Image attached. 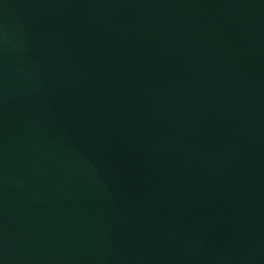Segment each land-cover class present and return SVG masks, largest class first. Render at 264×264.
<instances>
[{"label": "water", "instance_id": "1", "mask_svg": "<svg viewBox=\"0 0 264 264\" xmlns=\"http://www.w3.org/2000/svg\"><path fill=\"white\" fill-rule=\"evenodd\" d=\"M0 264H264V0H0Z\"/></svg>", "mask_w": 264, "mask_h": 264}]
</instances>
